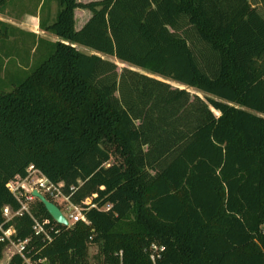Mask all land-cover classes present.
Masks as SVG:
<instances>
[{
	"label": "trees",
	"instance_id": "16d2710c",
	"mask_svg": "<svg viewBox=\"0 0 264 264\" xmlns=\"http://www.w3.org/2000/svg\"><path fill=\"white\" fill-rule=\"evenodd\" d=\"M57 1L52 23L40 16L51 54L0 87V225L20 206L8 183L34 164L89 221L61 225L36 200L51 242L29 214L5 223L35 264H264V14L250 0ZM77 8L92 12L81 29Z\"/></svg>",
	"mask_w": 264,
	"mask_h": 264
},
{
	"label": "rangeland",
	"instance_id": "374dc122",
	"mask_svg": "<svg viewBox=\"0 0 264 264\" xmlns=\"http://www.w3.org/2000/svg\"><path fill=\"white\" fill-rule=\"evenodd\" d=\"M41 1L42 0H9L5 9L6 14H0V19L11 25L7 26L5 29L7 33H9V36H0V87L4 90H12L15 84L24 80L26 76L37 66H39L44 60H46L52 52V46L47 41L35 39V37L19 32L20 28L23 27L22 29H26L33 27V25L39 21L37 17L26 14L24 11L28 10L29 12H33V10H36L38 4ZM250 1L264 14L263 6L259 0ZM43 5L44 6L40 11L41 14H39V17L41 16L44 21H49L50 15L53 13L54 16L55 13L57 14L58 10L60 9V3L58 4L57 0H43ZM183 28L185 30L189 29L187 24H184L182 29ZM1 33L2 32H0V34ZM189 35L191 45L196 50V52L202 54V61L206 62V58L203 56L204 45L202 42H200L197 35L193 31H191ZM45 36L49 39H58L57 36L51 33H45ZM79 48L82 51L83 49L86 50L87 53L92 52L89 48L84 46H80ZM107 58L115 61L118 64L119 71H122L124 67H132L141 72L151 74L145 69L130 66L127 63L119 61L115 57ZM165 80L170 82L175 87L186 88L193 94L197 93L202 97L205 96L204 93L199 92L192 87L182 85L170 79ZM87 202L89 203L90 200ZM97 251L98 248L96 245H91L89 247V255L91 259L97 253ZM149 251L152 253L151 246L149 247ZM8 254L9 251L6 249L4 251L3 257L0 258V264H9L10 258Z\"/></svg>",
	"mask_w": 264,
	"mask_h": 264
},
{
	"label": "built area",
	"instance_id": "2783aa9c",
	"mask_svg": "<svg viewBox=\"0 0 264 264\" xmlns=\"http://www.w3.org/2000/svg\"><path fill=\"white\" fill-rule=\"evenodd\" d=\"M63 187V182H53L34 164H30L27 167L26 176H17L8 183V188L20 204L17 210L13 209L10 205L3 207L5 222L0 225V242L7 244L6 249L9 251L8 255L10 260L13 256L19 255L22 257L24 264H35V261L28 255L31 250L30 243L32 238H16L17 232L15 227L13 225L5 226V223L11 221L14 217L29 214L34 221V235L42 237L43 241L51 242L53 240L52 234L59 232V229H57L55 225L50 224L49 220H41L33 215L32 206L33 203L38 200V198L33 195L34 189L39 190L47 198L58 204L65 216L69 219L70 225L80 220L89 223L84 215L83 208L71 201L70 196L63 192ZM164 249V246L155 243L151 245V257L154 262L156 258L161 256V252L164 251Z\"/></svg>",
	"mask_w": 264,
	"mask_h": 264
},
{
	"label": "crops",
	"instance_id": "0c3cea01",
	"mask_svg": "<svg viewBox=\"0 0 264 264\" xmlns=\"http://www.w3.org/2000/svg\"><path fill=\"white\" fill-rule=\"evenodd\" d=\"M79 1H82V2H90V1H96V0H79ZM88 10H86L85 8H77L75 10V21H76V28L77 29H81L86 24V22L92 17V12L91 11H88ZM25 13L26 14H29V15H33L34 17H37L39 21H37L35 23V25H33V27H29V28H26V29L25 28L22 29L23 27L20 28L19 29V32L20 33H23V34H26V35L35 37V39H41V38H43L47 42L48 41H57V40H59V38L56 40V39H51V38L49 39V38H47L45 36V33H50V32L44 30L43 27H41L40 17H39V14H40L39 7L36 10H33V12L26 11ZM56 15L57 14L55 13V15L53 16V13H52L50 15V17H49L48 23H52L54 21V19L56 18ZM38 27H39V29H38ZM76 46L79 48L81 45H76ZM83 51L84 52H87L84 49H83Z\"/></svg>",
	"mask_w": 264,
	"mask_h": 264
},
{
	"label": "water",
	"instance_id": "95a60500",
	"mask_svg": "<svg viewBox=\"0 0 264 264\" xmlns=\"http://www.w3.org/2000/svg\"><path fill=\"white\" fill-rule=\"evenodd\" d=\"M33 195L36 196L40 202L43 203L49 214L57 223L65 226L70 225L69 219L65 216L58 204L47 198L43 193H41L37 189L33 190Z\"/></svg>",
	"mask_w": 264,
	"mask_h": 264
}]
</instances>
